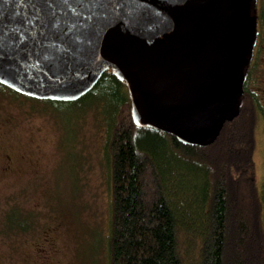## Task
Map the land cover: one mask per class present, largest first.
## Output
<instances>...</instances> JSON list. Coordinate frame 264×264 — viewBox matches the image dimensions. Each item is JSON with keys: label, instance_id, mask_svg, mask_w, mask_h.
I'll return each instance as SVG.
<instances>
[{"label": "water", "instance_id": "water-1", "mask_svg": "<svg viewBox=\"0 0 264 264\" xmlns=\"http://www.w3.org/2000/svg\"><path fill=\"white\" fill-rule=\"evenodd\" d=\"M258 0H0V86L75 103L111 71L133 125L206 148L241 111Z\"/></svg>", "mask_w": 264, "mask_h": 264}, {"label": "trees", "instance_id": "trees-1", "mask_svg": "<svg viewBox=\"0 0 264 264\" xmlns=\"http://www.w3.org/2000/svg\"><path fill=\"white\" fill-rule=\"evenodd\" d=\"M259 4L258 36L264 0ZM255 65L254 58L240 114L206 148L135 127L127 88L110 70L75 103L42 101L97 106L106 115L109 264H264V186L254 163L262 110L249 87ZM10 211L5 232H27L29 217Z\"/></svg>", "mask_w": 264, "mask_h": 264}, {"label": "rangeland", "instance_id": "rangeland-1", "mask_svg": "<svg viewBox=\"0 0 264 264\" xmlns=\"http://www.w3.org/2000/svg\"><path fill=\"white\" fill-rule=\"evenodd\" d=\"M261 27L256 50L261 49L255 51L249 84L262 110L254 154L260 187L264 186ZM83 110L28 99L0 86V264H109L108 123L103 109ZM10 210H17L18 218L29 217L27 232H5ZM181 246L184 250V238Z\"/></svg>", "mask_w": 264, "mask_h": 264}, {"label": "flooded vegetation", "instance_id": "flooded-vegetation-1", "mask_svg": "<svg viewBox=\"0 0 264 264\" xmlns=\"http://www.w3.org/2000/svg\"><path fill=\"white\" fill-rule=\"evenodd\" d=\"M258 39H259V36H258ZM257 43H258V40H257ZM256 48H257V45H256V47H255V49H254V56H253V60H254V58H255V51H256ZM253 60H252V62H253ZM252 62H251V64H252ZM250 67H251V65H250Z\"/></svg>", "mask_w": 264, "mask_h": 264}]
</instances>
